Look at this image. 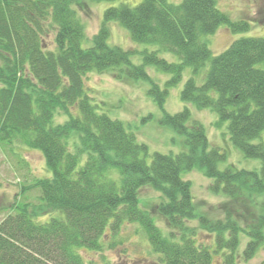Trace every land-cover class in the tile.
<instances>
[{"label": "trees", "instance_id": "trees-1", "mask_svg": "<svg viewBox=\"0 0 264 264\" xmlns=\"http://www.w3.org/2000/svg\"><path fill=\"white\" fill-rule=\"evenodd\" d=\"M82 2L0 0V141L17 140L38 150L49 172L21 190L35 189L37 202H18L1 220L0 264H85L79 250L100 252L105 230L115 234L125 222L142 229L164 264H211L212 248L197 243L185 225L195 213L190 183L181 174L199 168L213 180L210 190L232 200L243 198L244 191L264 195V142H253L264 130V68L257 67L264 63V39L239 38L212 56L205 36L221 25L245 32L249 23L231 21L215 0H140L105 9L98 31L84 46V25L75 9ZM111 21L125 28L132 42L158 49L143 50L142 63L133 64L132 51L108 43ZM49 31L54 50L44 46ZM160 52L173 53L180 62H168ZM207 61L204 83L187 79L181 101L211 109L218 124L227 122L231 142L245 157L260 159L259 170H219L225 154L209 147L189 110L163 109L168 87L179 82L184 67L197 71ZM146 66L171 75L164 88L149 78ZM106 71L116 80L148 82L147 94L162 111L160 123L183 138L185 150L154 152L147 163V147L122 122L99 112L85 92L84 77ZM56 115L64 120L55 122ZM145 186L161 194L154 209L167 234L139 207L138 191ZM42 215L48 219L35 220ZM206 221L199 218L200 226L214 233L213 248H228L221 264H236L241 231L250 236L246 260L264 242V216L245 229L229 210L224 221Z\"/></svg>", "mask_w": 264, "mask_h": 264}, {"label": "rangeland", "instance_id": "rangeland-1", "mask_svg": "<svg viewBox=\"0 0 264 264\" xmlns=\"http://www.w3.org/2000/svg\"><path fill=\"white\" fill-rule=\"evenodd\" d=\"M82 1V0H81ZM178 3L181 0H170ZM140 0H114L102 2L81 3L75 6L77 13L84 25L85 42L89 46L92 37L99 29L105 9L120 4L135 6ZM219 10L225 13L231 21H247L249 29L245 32L233 33L226 26L221 25L213 35L205 36L212 56L224 51L233 41L243 37H259L264 39V0H215ZM108 43L118 46L123 50H130L129 58L133 64L142 63L140 53L147 50H156L157 46L134 43L130 40L128 31L117 22L108 24ZM53 31H49L44 37V46L48 50H54ZM159 55L168 62L178 63L180 59L173 53L160 52ZM209 61L200 69L194 71L191 67H184L181 79L174 86L168 87L163 109L166 113H176L186 107L190 112V119L199 122L206 133L209 147L219 149L225 154L224 160L219 161L218 169L231 168L235 170H259L260 159L245 157L229 138L227 122L218 124L217 114L209 108H198L193 103L181 101L180 93L187 79L193 78L196 85L200 86L205 81ZM258 68H264V63ZM149 78L164 88V83L171 79L169 73L159 71L153 66H146ZM84 89L91 98V102L97 105L99 112H104L111 119L122 122L125 127L134 134L138 143L144 144L148 150L146 162L150 163V156L154 152L177 154L185 147L182 137L176 134L170 127L162 125V111L154 100L147 94L150 84L146 81H132L129 79L116 80L110 72H90L84 77ZM63 116L56 115L55 122H62ZM264 142V130L260 137L254 139V143ZM49 176L45 169L44 159L36 149L24 146L17 140L11 142L0 141V222L9 213L12 207L21 201L36 203L38 192L28 188L35 178ZM181 177L190 183L192 203L195 213L194 219L185 223L192 231L195 241L201 245L211 247L212 263L221 264L224 255L228 254V248L216 250L214 247V233L205 230L199 224V218L206 219L207 223L214 224L225 218L229 210L232 218L237 221L242 229L252 225L260 216H264L262 202L264 195L249 194L245 192L243 198L232 200L223 194L210 190L213 180L204 176L199 168L183 172ZM247 196L249 198H247ZM246 198V199H245ZM161 194L152 187L145 186L138 191L139 207L150 213L152 222L167 234L168 227L161 215L155 211L160 202ZM260 206V210H259ZM45 215L37 217L36 221H45ZM264 231V228H263ZM239 243L234 252L236 264H264V242L251 259L244 258V249L250 236L241 231L238 234ZM102 250H79L85 264H164L161 257L154 253L148 244L146 235L135 223L125 222L120 225L113 234L106 229L101 239Z\"/></svg>", "mask_w": 264, "mask_h": 264}]
</instances>
